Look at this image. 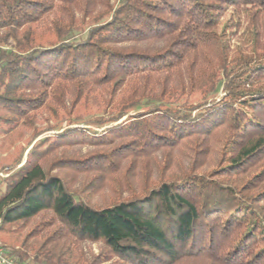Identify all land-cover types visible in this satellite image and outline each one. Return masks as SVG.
Segmentation results:
<instances>
[{
    "label": "trees",
    "instance_id": "1",
    "mask_svg": "<svg viewBox=\"0 0 264 264\" xmlns=\"http://www.w3.org/2000/svg\"><path fill=\"white\" fill-rule=\"evenodd\" d=\"M25 131L0 264H264V0H0Z\"/></svg>",
    "mask_w": 264,
    "mask_h": 264
},
{
    "label": "rangeland",
    "instance_id": "2",
    "mask_svg": "<svg viewBox=\"0 0 264 264\" xmlns=\"http://www.w3.org/2000/svg\"><path fill=\"white\" fill-rule=\"evenodd\" d=\"M184 100V99H183ZM94 108L92 105H88V106H83L80 110V113L84 114V116H88L90 114H93L94 112ZM33 134L29 131H25L22 132L21 134H16L14 136V138H16L17 143L14 144L13 146H11L9 149H4V148H0V173H1V169L3 167H7L6 171H10L12 170V166L14 165V163L21 157V155L24 153V156L27 155L28 149H29V144L31 143ZM13 138V139H14ZM20 139V140H19ZM36 142V140H34L32 142V144ZM25 159V157H23V160ZM1 175L3 176V174L1 173ZM10 236L8 234H3L0 235V240L5 241V242H10L9 241ZM87 249H92L95 252L98 251V244H89V246H86ZM189 264V263H188Z\"/></svg>",
    "mask_w": 264,
    "mask_h": 264
},
{
    "label": "built area",
    "instance_id": "3",
    "mask_svg": "<svg viewBox=\"0 0 264 264\" xmlns=\"http://www.w3.org/2000/svg\"><path fill=\"white\" fill-rule=\"evenodd\" d=\"M2 262H3V260H2L1 255H0V263H2Z\"/></svg>",
    "mask_w": 264,
    "mask_h": 264
}]
</instances>
